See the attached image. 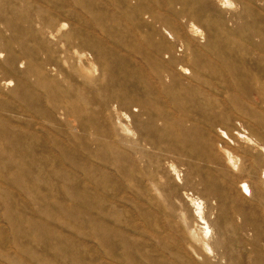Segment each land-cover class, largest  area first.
Instances as JSON below:
<instances>
[{
  "label": "rangeland",
  "instance_id": "rangeland-1",
  "mask_svg": "<svg viewBox=\"0 0 264 264\" xmlns=\"http://www.w3.org/2000/svg\"><path fill=\"white\" fill-rule=\"evenodd\" d=\"M262 222L264 0H0V264H264Z\"/></svg>",
  "mask_w": 264,
  "mask_h": 264
},
{
  "label": "bare ground",
  "instance_id": "bare-ground-1",
  "mask_svg": "<svg viewBox=\"0 0 264 264\" xmlns=\"http://www.w3.org/2000/svg\"><path fill=\"white\" fill-rule=\"evenodd\" d=\"M237 93V92H236ZM260 206V205H259ZM254 210V209H253ZM246 211V210H245ZM255 212V211H254ZM257 213H258V209H257V211H256ZM259 213H261L260 211H259ZM236 215V214H235ZM245 215V214H244ZM259 215H261V214H259ZM258 215V216H259ZM256 215H254V217H255ZM262 216V215H261ZM261 216H259V217H261ZM252 217V216H251ZM256 218H257V216H256ZM199 219V220H198ZM197 222H199V223H202L203 222V218H201V217H199V216H197ZM262 223H264V222H262ZM234 228V227H233ZM216 256V255H215ZM223 259V258H222Z\"/></svg>",
  "mask_w": 264,
  "mask_h": 264
}]
</instances>
